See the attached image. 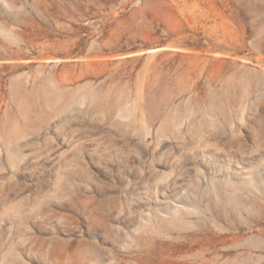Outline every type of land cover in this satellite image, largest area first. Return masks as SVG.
<instances>
[{"label": "rangeland", "instance_id": "obj_1", "mask_svg": "<svg viewBox=\"0 0 264 264\" xmlns=\"http://www.w3.org/2000/svg\"><path fill=\"white\" fill-rule=\"evenodd\" d=\"M0 264H264V0H0Z\"/></svg>", "mask_w": 264, "mask_h": 264}, {"label": "water", "instance_id": "obj_2", "mask_svg": "<svg viewBox=\"0 0 264 264\" xmlns=\"http://www.w3.org/2000/svg\"><path fill=\"white\" fill-rule=\"evenodd\" d=\"M149 52L151 51L150 49L148 50ZM133 54V53H132ZM132 54H128L127 56H131Z\"/></svg>", "mask_w": 264, "mask_h": 264}]
</instances>
